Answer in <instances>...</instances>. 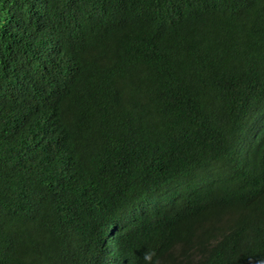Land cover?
<instances>
[{"label": "trees", "instance_id": "16d2710c", "mask_svg": "<svg viewBox=\"0 0 264 264\" xmlns=\"http://www.w3.org/2000/svg\"><path fill=\"white\" fill-rule=\"evenodd\" d=\"M120 259L264 264V0H0V264Z\"/></svg>", "mask_w": 264, "mask_h": 264}, {"label": "clouds", "instance_id": "9594fccd", "mask_svg": "<svg viewBox=\"0 0 264 264\" xmlns=\"http://www.w3.org/2000/svg\"><path fill=\"white\" fill-rule=\"evenodd\" d=\"M130 220H131V218L129 216V221L127 220V218H123V217L120 220L114 221L111 224V231L109 232V234L112 233V231L114 229H117L118 231L124 230L127 227V225L130 223ZM117 264H125V260L124 259H120V260H118Z\"/></svg>", "mask_w": 264, "mask_h": 264}]
</instances>
